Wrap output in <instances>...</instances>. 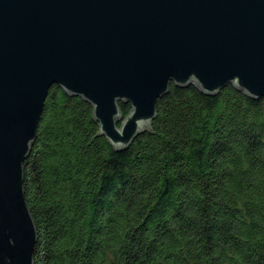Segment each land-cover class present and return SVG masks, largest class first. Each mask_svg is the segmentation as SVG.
Segmentation results:
<instances>
[{
  "label": "trees",
  "instance_id": "obj_1",
  "mask_svg": "<svg viewBox=\"0 0 264 264\" xmlns=\"http://www.w3.org/2000/svg\"><path fill=\"white\" fill-rule=\"evenodd\" d=\"M157 109L118 150L50 89L24 163L37 264H264V97L172 84Z\"/></svg>",
  "mask_w": 264,
  "mask_h": 264
},
{
  "label": "water",
  "instance_id": "obj_2",
  "mask_svg": "<svg viewBox=\"0 0 264 264\" xmlns=\"http://www.w3.org/2000/svg\"><path fill=\"white\" fill-rule=\"evenodd\" d=\"M172 84L264 97V0H0V264H37L24 163L50 89L89 102L123 150Z\"/></svg>",
  "mask_w": 264,
  "mask_h": 264
}]
</instances>
